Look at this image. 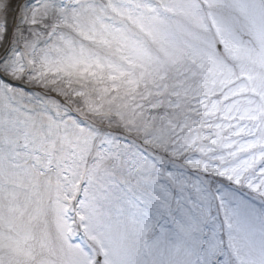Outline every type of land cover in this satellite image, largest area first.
<instances>
[{"label": "snow or ice", "instance_id": "6c2138e0", "mask_svg": "<svg viewBox=\"0 0 264 264\" xmlns=\"http://www.w3.org/2000/svg\"><path fill=\"white\" fill-rule=\"evenodd\" d=\"M0 264H264V0H0Z\"/></svg>", "mask_w": 264, "mask_h": 264}, {"label": "rangeland", "instance_id": "374dc122", "mask_svg": "<svg viewBox=\"0 0 264 264\" xmlns=\"http://www.w3.org/2000/svg\"><path fill=\"white\" fill-rule=\"evenodd\" d=\"M21 2H23V0H21Z\"/></svg>", "mask_w": 264, "mask_h": 264}]
</instances>
